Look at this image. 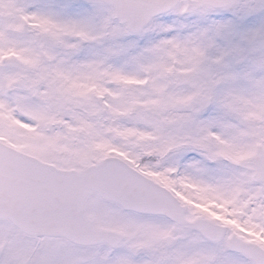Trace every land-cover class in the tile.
<instances>
[{
  "label": "snow or ice",
  "instance_id": "snow-or-ice-1",
  "mask_svg": "<svg viewBox=\"0 0 264 264\" xmlns=\"http://www.w3.org/2000/svg\"><path fill=\"white\" fill-rule=\"evenodd\" d=\"M0 264H264V0H0Z\"/></svg>",
  "mask_w": 264,
  "mask_h": 264
}]
</instances>
